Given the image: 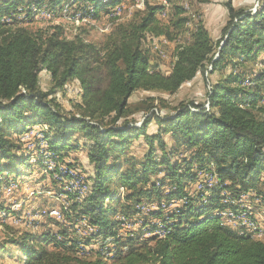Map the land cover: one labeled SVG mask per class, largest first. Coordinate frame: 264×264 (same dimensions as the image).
Wrapping results in <instances>:
<instances>
[{"label": "trees", "instance_id": "1", "mask_svg": "<svg viewBox=\"0 0 264 264\" xmlns=\"http://www.w3.org/2000/svg\"><path fill=\"white\" fill-rule=\"evenodd\" d=\"M122 1L0 0V17L12 18L0 19V160L17 157L13 135L30 123L48 127L44 136L60 155L72 145L78 147L74 139L81 135L93 168L91 186L83 202H73L67 215L86 218L95 229L93 238L112 239L105 245L107 257L96 249L95 258L78 255L80 242L68 239L65 228L57 232L59 238L50 232L14 233L9 243L25 257L24 264H264V240L253 239L245 226L222 215L245 212L254 231L262 226L240 199L252 193L264 201V0L255 11L226 0L227 19L216 40L200 21L188 29L184 8L174 0L164 3L173 2L168 11L163 4L146 2L127 21L114 23L116 17L109 16L112 27L100 44L78 35L67 38L59 24L32 29L11 16L18 7L46 6L62 8L67 17L97 18L108 16ZM71 6H76V15L68 13ZM27 11L20 12L27 16ZM162 13L166 17L158 18ZM184 33L188 41L177 42ZM148 36L176 42L168 72L159 61H150ZM246 63L261 68L248 75L238 73ZM208 65L212 72L228 65L232 69L212 85L210 110L180 104L171 114H163L156 104L147 105L153 98L130 109L128 99L135 91L174 93L196 74L205 73ZM43 70L52 83L47 91L40 87ZM244 78L250 86H241ZM73 80L79 84V101L64 111L52 94ZM137 112L140 118H131ZM152 122L157 129L150 133ZM164 135H169L171 149H166ZM139 137L147 145L141 160L128 153L131 141ZM8 163L0 164V173H14ZM211 168L216 183L188 196L197 172ZM222 192L238 198L233 202L237 211L225 209L231 205ZM142 201L162 206L168 202L166 206L173 208L151 210V205L143 204L151 207L136 209ZM138 210H150L142 219L143 229L122 235L116 216L128 217ZM146 232L150 235L144 238ZM4 251L1 245L0 256Z\"/></svg>", "mask_w": 264, "mask_h": 264}, {"label": "rangeland", "instance_id": "2", "mask_svg": "<svg viewBox=\"0 0 264 264\" xmlns=\"http://www.w3.org/2000/svg\"><path fill=\"white\" fill-rule=\"evenodd\" d=\"M174 1V4L184 8V16L188 18L186 23L188 29L192 28L193 23L200 21L208 29L212 39L216 40L219 37L221 27L227 19V12L224 6L226 0ZM146 2L153 3L160 2V0H123V6L118 9L117 15H112V7L108 16L102 15L97 18L90 14H86L88 17L82 19L67 17L62 12V8L52 10L46 6H30L28 8L25 6L24 9L28 10L26 12L27 16L20 12L24 9L18 7L17 10L19 12L12 13L11 16L15 17L17 21H22L21 24L24 26L32 29L59 24L63 27L64 35L67 38L78 35L88 42L100 44L112 27V22L109 20L110 17H116L114 23L127 21L136 12L143 9ZM164 3L166 4V0H164ZM172 3L169 2L165 6L166 11L172 6ZM232 3L235 7H243L255 11V8L260 4V0H232ZM42 10L52 12L51 16L44 14L45 12L41 13ZM73 10L78 11L76 6L73 7ZM81 12L83 13L84 10ZM165 13L167 14V12ZM161 16L162 14L158 18L163 19L166 17V15ZM2 18L4 20H12L10 15L1 16L0 19ZM188 37V33H184L178 37L177 42L186 43ZM175 44L176 42H168L163 37L153 39L148 36L145 48L149 49V51L151 50L149 54L150 61H159L161 69L164 72H168L173 61L172 49ZM230 67L228 65L226 68L212 72L211 65H208L205 73L196 74L192 80L184 83L174 93L160 90H137L128 99L129 107L130 109L139 108L143 100L153 98V100L147 102V105L156 104L157 110L163 114H171L180 104L189 106L195 104L198 108L190 106L192 110L204 108L205 111H208L210 110L208 93L217 80L231 73L232 69ZM260 68L256 63H246L243 67L238 68V73L242 72L248 75L258 72ZM249 84L251 82L244 78L241 86L248 87ZM51 86L49 74L43 70L40 73V87L42 90L47 91ZM79 90L78 81L73 80L66 83L63 89H56L52 97L55 98V102L64 111L72 110L74 104L79 101ZM158 100H163V103ZM157 110L154 108L155 112ZM140 116L141 114L137 112L131 118H140ZM136 125H140V122ZM156 129L155 122H152L148 127V132H155ZM46 130H48V127L44 124H27L26 130L18 135H13L18 145V150L15 151L17 157L13 160H0L1 166L9 164L8 162L11 161L12 169L15 170L14 173L8 171L0 173V250L1 245L5 246V251L0 256V264H24L25 257H21L15 246H12L8 241V238L14 233L19 232L27 231L34 234L50 232L59 238L60 235H57V232L65 228L68 239L75 238L80 242L78 255H85L87 258H95L96 249L105 254L107 248L105 245H110L112 242L110 238L106 240L93 238L95 229L86 218L78 215H71V217L67 215L71 204L73 202H83L90 191L91 181L89 178L93 174V168L87 159V148L86 146L84 147V145H87V140L81 135L75 136L74 140L79 146L74 147L72 145L73 147L67 153L60 155V153L50 149L44 136ZM163 138L166 142V149H171L172 141L169 135H164ZM146 150L147 145L139 137L131 141L128 153L141 160ZM179 159L181 158L179 157ZM203 170L197 172V179L192 187L188 186V196H193L198 192L196 186L199 180V173ZM119 191L122 194L123 189L120 188ZM222 193L226 195L231 205L225 209L237 211L238 206L233 202L237 201L238 198H233L225 192ZM186 197L179 198V200H182L179 205L185 202ZM127 203L121 200L122 206H127ZM140 203L151 205V210L156 209V206L164 210L168 208L166 206L168 202H162L163 206L161 204L158 205L156 202L142 201ZM245 204L247 209L255 215L253 217L255 223L263 225L264 201L261 197L252 193L248 194ZM136 206L138 204H135L134 207L136 208ZM149 212L150 210L146 213L138 210L137 213H129L131 216L128 217L122 213L117 215L116 217L121 221V234L128 236L138 233L140 229H143V217H147ZM160 228L161 225L159 224L155 232L160 230ZM232 228L236 229V227ZM147 236H149L148 232L145 233L144 238ZM86 240L88 243L84 244ZM6 249H9L10 252H7Z\"/></svg>", "mask_w": 264, "mask_h": 264}, {"label": "bare ground", "instance_id": "3", "mask_svg": "<svg viewBox=\"0 0 264 264\" xmlns=\"http://www.w3.org/2000/svg\"><path fill=\"white\" fill-rule=\"evenodd\" d=\"M35 12V11H34ZM43 12H45L44 14H49L50 16H51V13L50 12H46V11H43L42 10V12L41 13H43ZM119 12V10H117L116 11V15H117V13ZM34 15H35V13H34ZM37 15V14H36ZM165 15V13H162V16H164ZM40 16V15H39ZM161 16V17H162ZM43 17V16H42ZM47 17V16H46ZM162 53V52H161ZM216 183V178H211V180H210V182H209V184H208V187H211L213 184H215ZM201 188H197V190H200ZM248 198V196H242L241 197V199H240V203H245V201H246V199ZM243 208L245 207V206H242ZM142 210H144V208H142ZM222 215H224V213H222ZM228 220H230V221H232V222H234V223H239L240 225H242V226H245V228L247 229V230H249V225H250V231L251 232H264V224L261 226V227H259V229L258 230H256V231H254L255 230V228H254V226H253V224L250 222V220L247 218V216H246V214H245V212H239V213H234V212H228V213H226V216H225ZM254 229V230H253ZM251 236L255 239H257V240H264V235H258V234H251Z\"/></svg>", "mask_w": 264, "mask_h": 264}, {"label": "built area", "instance_id": "4", "mask_svg": "<svg viewBox=\"0 0 264 264\" xmlns=\"http://www.w3.org/2000/svg\"><path fill=\"white\" fill-rule=\"evenodd\" d=\"M160 4H163V6H164V9H166V5H164V0H160ZM123 6V4L121 3L120 5H115L111 10H113L114 11V13H116V11L120 8V7H122ZM68 13L69 14H75L76 15V10H73V7L72 8H70L69 10H68ZM211 178H217V175H215L214 173H213V168H211V170L210 171H201L200 173H199V180H198V182H197V188H203V190H204V188L206 187V185L207 184H209V182H210V180H211ZM179 202H182V200L181 201H179ZM244 203V202H243ZM178 204V203H177ZM176 204V205H177ZM138 205L140 206V208H150L151 206H146V205H143L142 203H138ZM169 208H173V205L171 206V207H168L167 209H169ZM167 209H165V210H167ZM223 216H226V214H224ZM227 226H230V225H227ZM248 233H250V234H258V235H264V232H251L250 231V225H249V232ZM163 234H165V233H162V234H156L158 237H161V235H163ZM149 235H150V233H149Z\"/></svg>", "mask_w": 264, "mask_h": 264}, {"label": "crops", "instance_id": "5", "mask_svg": "<svg viewBox=\"0 0 264 264\" xmlns=\"http://www.w3.org/2000/svg\"><path fill=\"white\" fill-rule=\"evenodd\" d=\"M153 3H155V4H160V2H153ZM111 12H112V11H111ZM112 15H114L113 12H112ZM101 16H102V15H101ZM114 16H115V15H114Z\"/></svg>", "mask_w": 264, "mask_h": 264}]
</instances>
